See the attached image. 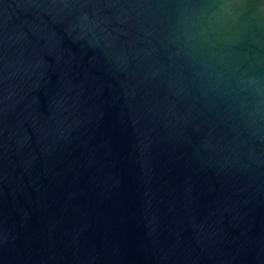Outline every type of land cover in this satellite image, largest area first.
<instances>
[{
    "label": "water",
    "instance_id": "95a60500",
    "mask_svg": "<svg viewBox=\"0 0 264 264\" xmlns=\"http://www.w3.org/2000/svg\"><path fill=\"white\" fill-rule=\"evenodd\" d=\"M0 264H264V0H0Z\"/></svg>",
    "mask_w": 264,
    "mask_h": 264
}]
</instances>
